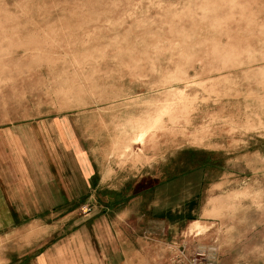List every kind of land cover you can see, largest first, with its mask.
<instances>
[{
    "label": "rangeland",
    "instance_id": "374dc122",
    "mask_svg": "<svg viewBox=\"0 0 264 264\" xmlns=\"http://www.w3.org/2000/svg\"><path fill=\"white\" fill-rule=\"evenodd\" d=\"M39 103L101 109L88 135L105 176L162 159L96 180L82 209L40 217L41 237L121 203L152 250L181 227L159 247L169 264H264V0H0V131L3 106Z\"/></svg>",
    "mask_w": 264,
    "mask_h": 264
},
{
    "label": "crops",
    "instance_id": "0c3cea01",
    "mask_svg": "<svg viewBox=\"0 0 264 264\" xmlns=\"http://www.w3.org/2000/svg\"><path fill=\"white\" fill-rule=\"evenodd\" d=\"M39 104L42 106L34 109V113L25 107L3 106L0 264H136V259L143 254H150L147 257L154 259V264L156 259L165 260L159 264H169L167 259L173 258V253L169 254L165 247L161 251L159 247L176 241L181 235L177 233L181 227L175 224L176 233L168 238L170 226L165 224L161 228L164 233L161 241H155L158 243L152 250L146 237L141 236H145L144 232L137 235L133 214L130 209L122 208L127 206L121 203L90 207L85 215L73 216L60 221L58 226L43 230L45 234L41 237V216L80 210L87 196L98 188L96 180L104 187L110 179L120 178L121 173L134 177V173L149 168L157 160L143 162L140 166L133 163L132 167L126 160L125 166H113L111 174L105 176V161L99 159L103 149L92 150L94 140L88 135L90 120L92 124L94 121L101 124V114H98L101 109H64L49 103ZM95 143L103 147L101 142L96 140ZM139 145L136 155L148 154L147 144ZM110 162L114 164L115 160ZM203 168L200 166L193 172L198 186L202 181L199 170ZM145 190L151 192L152 187ZM160 207L161 204L151 203L147 209L142 205L137 211H155ZM26 232L31 245L23 250L21 244ZM41 238L42 241L49 240L41 245Z\"/></svg>",
    "mask_w": 264,
    "mask_h": 264
}]
</instances>
